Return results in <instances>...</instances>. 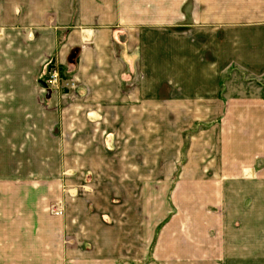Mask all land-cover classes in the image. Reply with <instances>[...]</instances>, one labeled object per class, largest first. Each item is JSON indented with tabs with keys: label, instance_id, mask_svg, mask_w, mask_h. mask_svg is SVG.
<instances>
[{
	"label": "crops",
	"instance_id": "crops-1",
	"mask_svg": "<svg viewBox=\"0 0 264 264\" xmlns=\"http://www.w3.org/2000/svg\"><path fill=\"white\" fill-rule=\"evenodd\" d=\"M0 59V195L33 213L0 219V264H248L264 254L260 239L231 234L234 204L264 180V86L223 94L232 69L264 79V0H0ZM51 69L61 81L48 105L76 122H65L66 164L82 169L72 179L113 180V190L81 192L118 201L117 222L75 247L58 233L57 181L17 182L26 163L42 179L22 132L59 124L38 103Z\"/></svg>",
	"mask_w": 264,
	"mask_h": 264
},
{
	"label": "rangeland",
	"instance_id": "rangeland-1",
	"mask_svg": "<svg viewBox=\"0 0 264 264\" xmlns=\"http://www.w3.org/2000/svg\"><path fill=\"white\" fill-rule=\"evenodd\" d=\"M11 60H13L12 57ZM1 65L2 64L0 63V71L2 70ZM8 72L10 75H13V73H11L12 68H9ZM6 74L8 75V73ZM225 76L226 77H224L223 83V94H259V87L264 86V79L260 81L254 80L251 77H247L244 74L238 73L236 70L233 71V69L229 71ZM63 78H65V75H63ZM45 79H48L47 73L45 75ZM59 81H61V79H59ZM47 97L50 96L45 97L43 94L40 95L38 98V103L44 111L53 110L59 112L58 127L51 132L45 131L44 127L40 132H34L31 127H27L25 131L22 132V137L23 139H25L24 141L26 144L24 155L27 160H32L35 157L41 160L40 164H36V167L38 170H41L42 179L38 180V177H36L35 180L34 176H28L29 172L32 171L29 168H33L35 164L29 165V163H26L22 172L23 175L27 174L26 177L28 179H23L17 182L21 186L24 185V183H29V186L31 187H33L34 185H38L41 182L43 188L46 185H49L51 182H54L53 180L57 181L56 192L59 195L57 199V206L59 211L57 213L58 215L55 216H57L58 219V233L65 238H77L75 241L67 240L68 246L75 247L77 246L76 241H81L82 237L88 238L95 237L100 234L103 235L104 223L112 226L114 222H117V195H82L81 191L83 187L87 188V186L92 185L94 187L102 186L103 188H105V183L108 184L114 182L113 180H105V183L104 181H99L100 185H98L97 181H93L94 179L92 176L90 178L84 177L82 179H72L71 176H76L77 173L82 170L80 168L81 164H66L65 161L67 158V154H71V148L67 145L68 139L71 135H74V131L71 132V127H69V125H66V123L71 124L72 122H75V120H72L70 116L67 117L62 115V112L58 109L59 106H62V103L58 104L56 108L50 107L48 105L50 98ZM46 124H49V119L46 120ZM198 127L199 126H195L194 128L197 129ZM193 130L191 129L187 133V135L192 134ZM81 134L82 133H78L77 138L81 137ZM89 134V132L86 133V135ZM40 135L42 145L40 146V148H38L33 146V144H37V141H35L34 139L39 138ZM93 136L94 134L92 133L90 139ZM96 137L97 139H99L98 136ZM92 142L94 143L95 140ZM187 143V139L185 138V146L182 150V156L184 155ZM77 148L80 151L82 150V147ZM116 149L117 156L120 154V156H125L124 154H128L129 152V149ZM113 153L114 151H112V154ZM55 156L58 157V163L56 164L53 161L56 160ZM67 165L70 168H68ZM110 166V168H112L115 165L113 164ZM255 166V168H258L259 166H261V164L259 163ZM56 167L58 168V170H56ZM250 170L253 169L250 168ZM56 171H58V174L56 173ZM71 181L73 182V185L68 186L65 184L66 182ZM7 186L8 185L5 184L2 179H0V190ZM109 187L113 190L115 185L112 184L111 186H107V188L105 189L108 190ZM24 199H27V197H25ZM19 201V197H17V195H15L13 192L5 197L0 195V219L18 220L23 216L25 219H32L33 213L30 212V210H22L21 212L19 211L18 205L19 203L21 204V202L23 203V201ZM236 205L237 204H234V207L231 210V215L233 221L235 222V227L231 230V234L235 236L250 237L251 241H254V238L260 239L262 243L257 245L261 247L258 251L260 253L264 252V180L250 181L249 196L245 200L243 208L241 209ZM69 241L71 242L69 243ZM251 246L254 245L251 244ZM248 264H264V254H260L258 258L250 259Z\"/></svg>",
	"mask_w": 264,
	"mask_h": 264
},
{
	"label": "built area",
	"instance_id": "built-area-1",
	"mask_svg": "<svg viewBox=\"0 0 264 264\" xmlns=\"http://www.w3.org/2000/svg\"><path fill=\"white\" fill-rule=\"evenodd\" d=\"M48 79H46L45 83L47 85V89L52 90V88H55L59 85V75L58 71L56 69L49 70Z\"/></svg>",
	"mask_w": 264,
	"mask_h": 264
},
{
	"label": "water",
	"instance_id": "water-1",
	"mask_svg": "<svg viewBox=\"0 0 264 264\" xmlns=\"http://www.w3.org/2000/svg\"><path fill=\"white\" fill-rule=\"evenodd\" d=\"M38 84H39L43 89L46 90L47 96H50V90L47 89V85H46V83L43 82V81H39Z\"/></svg>",
	"mask_w": 264,
	"mask_h": 264
}]
</instances>
